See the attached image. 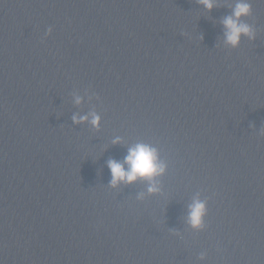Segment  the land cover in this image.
Instances as JSON below:
<instances>
[{"label": "water", "instance_id": "water-1", "mask_svg": "<svg viewBox=\"0 0 264 264\" xmlns=\"http://www.w3.org/2000/svg\"><path fill=\"white\" fill-rule=\"evenodd\" d=\"M236 2L0 0V264H264V0L233 47ZM138 143L163 171L112 185Z\"/></svg>", "mask_w": 264, "mask_h": 264}, {"label": "clouds", "instance_id": "clouds-1", "mask_svg": "<svg viewBox=\"0 0 264 264\" xmlns=\"http://www.w3.org/2000/svg\"><path fill=\"white\" fill-rule=\"evenodd\" d=\"M206 9L211 10L214 6L215 0H199ZM250 11V5L246 0H237L230 15L225 16L221 23L224 26V38L227 44L235 47L241 35H248L251 37L250 27L240 22L242 15H247ZM79 102V99H77ZM87 116L79 117V120H86ZM76 121L77 117H73ZM99 117L92 115L91 123L95 126L98 124ZM108 167L111 172V184L115 185L117 182H132L139 178H151L154 175L163 171V166L157 163L156 150L145 144H136L128 149L123 162L110 159ZM127 165V168H125ZM189 221L193 227H198L201 223V217L204 213V203L199 200H194L189 206Z\"/></svg>", "mask_w": 264, "mask_h": 264}]
</instances>
